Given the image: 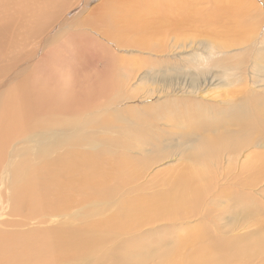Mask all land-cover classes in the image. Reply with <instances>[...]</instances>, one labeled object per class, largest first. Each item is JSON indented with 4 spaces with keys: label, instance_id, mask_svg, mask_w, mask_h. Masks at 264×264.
Segmentation results:
<instances>
[{
    "label": "bare ground",
    "instance_id": "6f19581e",
    "mask_svg": "<svg viewBox=\"0 0 264 264\" xmlns=\"http://www.w3.org/2000/svg\"><path fill=\"white\" fill-rule=\"evenodd\" d=\"M84 1L43 0L33 10L31 26H21L22 35L8 34L13 8L5 11V21L0 20V174L8 176L7 182H1L0 196L9 201L7 213L20 218L0 219V264H195L185 260L179 250L192 240L208 237L206 232L202 227L178 231L172 225L200 215L197 209L206 204L211 211L201 212V218L218 222L229 216L232 222L227 227L232 231L240 223L237 214L244 221L256 211L257 200L249 191L257 186V174L264 177V95L241 86L227 89L224 96L204 107L193 96L137 105L133 91L123 89L127 85L124 76L132 78L144 68L147 78L156 76L155 70H162L160 62L135 69L128 59H117L120 55L113 49H157L165 32L158 28L178 29L196 22L234 24V16L216 12L230 9L235 2L214 4L209 20L195 17L189 10L190 0H102L85 20H70ZM3 2L0 13L1 6H7ZM156 2L160 8L162 5V13L155 11ZM20 7L17 12L21 15L24 8ZM173 8L177 14L169 15ZM63 24L67 27L50 34ZM82 25L87 29L76 30ZM214 33L221 36L212 31L209 44L216 43ZM76 35L82 40L79 45L86 43L95 50L91 48V63L86 66L78 61L70 69L71 64L62 61L68 55L61 45ZM7 39L13 52L4 48ZM103 74L108 83H103ZM70 78L73 83L69 86ZM91 89L95 94L88 99ZM251 148L253 154L237 163L236 158ZM172 158H178L179 165L155 175L154 183L162 177L161 188L154 195L113 199L112 192L120 190L121 181H135L156 162ZM128 166L131 168L125 170ZM84 202L85 209L70 214L65 224L48 229L32 225L37 223L33 216L39 211L47 216L50 211L66 213ZM159 222L171 225L173 244L163 243L171 234L156 229L152 236L156 235L157 242L149 240L151 231L133 242H115V234L129 238L134 234L131 227ZM253 223L257 225L259 220ZM223 235L209 237L225 242L215 264H232L243 258V252L253 253L261 246L260 236L234 247L237 236L227 239ZM153 243L158 246L155 250Z\"/></svg>",
    "mask_w": 264,
    "mask_h": 264
},
{
    "label": "rangeland",
    "instance_id": "374dc122",
    "mask_svg": "<svg viewBox=\"0 0 264 264\" xmlns=\"http://www.w3.org/2000/svg\"><path fill=\"white\" fill-rule=\"evenodd\" d=\"M0 1L1 2L4 1L3 4L5 3V6L7 4L6 7L1 6L3 13H0V20L5 21L6 20L5 11L9 12L11 8H13L9 12L10 15L8 14L9 15L8 22H10V29H8V34L10 36H17L18 34L22 35L21 26L22 27L27 25H29V27L31 26L30 24H32V22L35 19L33 18V16L35 17L36 12L34 13V11L36 7L39 6L41 3H43V0H31V1L29 0V3L28 0H0ZM44 1L49 3L50 0H44ZM58 1H63V0H55L56 3ZM179 1L184 2L188 0H179ZM190 1H192V7H190L189 10L196 14V16L194 14H191L190 16H195L196 18L197 15L207 16L208 18V16H210L209 14L214 11L215 8L214 4H217V2L219 3L221 2V4L226 3L228 1L232 2V0H190ZM233 1L235 3L232 7H230V9L221 10L216 13H222L223 15L231 14L232 16L235 17L234 24H231L232 21L226 22V24H221V23L205 24V22H196L195 24H185L182 27L179 26L177 27L178 29H174L175 28L174 26H172L170 30H168L167 27L158 28V31H165V32L163 33V37H162L163 39L159 37V42L160 41L161 42H160V46H155L157 49H155L154 47L145 49L142 47L140 48L139 46H132L127 48L124 47L125 49L123 48L113 49L114 53L120 55L116 57L117 59L120 58L128 59L132 64V67L134 66L135 69H138L137 67L141 65L142 68H144L145 66L151 67L154 62L156 61H158V63L160 62L161 65L160 67L162 70L157 68L155 70L156 76L153 77H151L149 74V78H147L148 76L146 75H148V73H144L145 68L142 71L137 72L132 78L129 79L126 78V76H124L126 74H123L124 78L127 81V85L123 89L127 91H133V97H134L133 101L137 103V105H154L164 100L172 101L180 98L184 99L185 96H193L204 107L207 104L210 105V103L213 104L214 101H217L219 99L218 96H224L225 91L227 89L240 88L241 86H245L248 90L254 92L255 94L257 93L264 95V0H233ZM101 2L102 0H86L81 4H78L77 8L74 9L77 12L76 14L77 16L73 17L74 15H72L70 16L69 19L85 20L86 18L89 17L93 9L99 6ZM167 5L169 6V4ZM18 7L24 8L21 15L18 14L17 12ZM28 7L29 9L31 8L30 11ZM158 8H160V6L157 4L155 11L157 13H162L163 11L162 5L160 9ZM74 10L71 13H74ZM173 14H177L176 8H173L172 11L169 12V15H173ZM27 17H29L28 20ZM222 20L226 21V19L224 18H222ZM66 27L67 25L64 24L57 25L50 34L55 33L56 31H60L61 29ZM85 29H87L86 25H82L76 30L80 31ZM212 31L221 33V36L214 33L213 39H215L216 41L215 44L208 43L211 42L209 34ZM148 35L149 34H147V37ZM78 38L79 37L76 35L75 37H73V40H69L64 43L65 47L63 44L61 45V48L67 49L63 51L66 53L65 54L66 56L68 55L67 58L64 59L62 58V61L64 60L65 64L67 65L71 64L70 65L71 68L69 67L70 69H75L76 67L75 64H78V61H80V63L81 62L84 63L85 65L88 62L91 63L90 54L92 53V51L94 52L95 50L94 46L93 47L91 46L92 48L91 51L90 45H86V43L83 44L84 46L79 45L81 44L82 40H79ZM18 39H16L14 42L17 46H20V41ZM9 41L10 40L7 39L4 45V48H7L6 51L7 53L9 51L13 52L15 50V48L9 46L11 45ZM147 42L151 43V45L153 46V43L151 41H147ZM161 49L163 50L161 53L156 52V50H161ZM81 50L84 53H88V54L86 55L83 52L81 53L80 52ZM166 57H168L167 61L163 60V58ZM198 63L201 65H196ZM164 64L165 65L167 64V66H165ZM96 69L97 68L95 67V70ZM124 70L125 69H122V71ZM90 73H93V70L92 71L90 70ZM68 81L67 82L69 84L68 83L67 84L70 86L73 83V80L70 78V80ZM102 81L103 83H108V79L105 74H103L102 76ZM85 86H87L86 83ZM94 94L95 92L93 91V89H91L87 96L88 99L93 98ZM185 94H189V95H185ZM87 97L85 99H87ZM201 101H203V104ZM163 126L161 127L165 128L167 125L164 124ZM262 150L264 151V148H262ZM252 151L254 150L251 148L248 151L240 154L236 158L237 163H241L245 161L248 155L250 156L251 154H253ZM176 159L172 158V159L156 162V164H153L149 168V170H147L145 173L142 174V176H140L141 179L139 178L132 182L121 181L120 190L118 192L116 191L112 192L113 199L117 200L122 196L131 200L133 196H135L136 194L142 196L148 194L154 195L155 192L161 188L159 180L161 179L162 175H160L155 179L156 183H154L151 180L155 177V175H157L158 172L161 173V171L166 170V168L167 169H169V167L176 168L177 165H179L178 163L179 159L178 161ZM130 168H131L130 166L125 167V170H129ZM2 174L3 172L0 174V190L1 189L3 190V185L1 182H7L8 180V176L6 177V174L3 175ZM253 174L254 173H252V175ZM257 175H258L256 176L257 186L254 189H250L249 191L250 197L257 200L256 211L253 209L252 212L250 213V216L246 218L244 221H242L243 216L241 214H237L238 217L236 218L237 220L236 222L240 221V223L237 225V227L235 225L234 226L235 228L232 229V231H230L229 228L227 227V225H229L232 222L230 218L228 219L229 216L228 217L225 216L221 218V220H219L218 222L216 221V219H213L211 217L201 218V216L204 214L201 212L206 210L207 213H210L211 211L209 210V208L211 207L209 206L206 207V204L205 206L197 209V211L200 212V215L193 218L184 219L183 224L172 225L173 228L174 226L175 229L178 228V231L182 230L183 228L184 229L188 228L191 230V229H196L198 227H202L203 231L206 232V235L208 236V237L205 236L199 240H192L190 241L189 244H185L179 250V252L183 255L182 257L185 260L193 261L195 262V264H215L222 253V247L225 244V242L224 241L215 242L210 240L209 237L214 238L218 236V234H222V235L224 234L223 236L226 238L228 237L227 239L230 238L233 239L234 236L235 237L237 236L236 238L234 237L235 238L234 240L236 239L238 240L232 242V245L234 247L244 246L247 243H249L251 240L260 236L261 237L260 248L255 250L253 253L243 252L240 255L243 258L239 260L238 259L234 260L232 264H264V177H261L260 174ZM149 180L151 182H149ZM253 180L254 179H250L249 181L253 182ZM259 180L261 181L259 182ZM222 183L223 182H220L219 185ZM211 190L212 188L210 187L209 191ZM232 191L235 192L234 190ZM5 192L7 193V191ZM221 198L222 200L226 201V197H224L223 195ZM8 206H9V201L6 199V197L0 196V219H4L2 222H6L7 219L19 220L20 218L18 216L9 215L10 213L9 211L7 213ZM85 207L86 205L84 202L75 205L71 209L67 210L66 213L65 210L50 211L48 216L43 211H39L36 213L35 216H33L37 218V223H32V225H41L42 227L48 229L53 226H59L65 224L68 221L66 219L70 214L75 213V215H77L78 213L83 211ZM216 212H218V210L213 213ZM196 213L199 214L198 212ZM107 214L109 213H106V215ZM56 215H58L57 218H52ZM30 217H26V218L21 217V218L28 219ZM255 219L259 220V223L257 225L253 223V220ZM83 220L90 221L91 219L83 218ZM165 224H166L165 222H159L154 224L151 223L143 224L137 226L136 228H134L133 226L131 227V229L134 231V234L130 235L129 238H126L127 235L120 236L118 234H115L114 239L116 243L120 241L133 242L137 240L139 237L143 238L144 235H145L144 237H146L147 236L146 234L151 231V233L148 235L149 240L152 239L157 242V239H155L156 235L152 236V234L154 235V232H156V230L157 231L159 230V232H165L167 234H171L169 232L171 230V225L165 226ZM207 225L210 227V229H208ZM175 229H173L174 232L177 231ZM251 233H254V235H252L251 237H246L247 234H251ZM184 234H188L187 236L190 235L189 232H184ZM229 234L230 236H228ZM173 235L171 234V236H167L166 238H164L165 240L163 243L173 244L175 242V236ZM190 236H194V234H191ZM215 239H218V237H216ZM153 244H152V248L153 250H155L158 246L157 244H154L155 246Z\"/></svg>",
    "mask_w": 264,
    "mask_h": 264
}]
</instances>
